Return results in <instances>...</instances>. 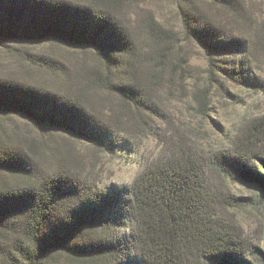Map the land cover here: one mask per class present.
<instances>
[{"label": "trees", "instance_id": "16d2710c", "mask_svg": "<svg viewBox=\"0 0 264 264\" xmlns=\"http://www.w3.org/2000/svg\"><path fill=\"white\" fill-rule=\"evenodd\" d=\"M124 1L0 0L1 41L59 39L92 58L71 67L49 52L20 51L50 78L0 75V111L104 152L123 143L131 148L120 134L158 146L127 189L103 188L63 169L69 153L60 157L41 137L46 159L56 162L45 167L31 141L7 125L0 131V175L16 180L0 184V264H254L240 228L224 219L239 203L223 182L264 193V112L245 118L228 145L208 154L194 129L174 126L159 94L164 87L177 93L195 105V116L210 111L221 79L264 96L247 62L256 44L264 50L257 1L175 0L181 35L206 59L204 82L190 89L195 67L181 52L179 34L153 14L144 29L132 30L120 16Z\"/></svg>", "mask_w": 264, "mask_h": 264}, {"label": "rangeland", "instance_id": "374dc122", "mask_svg": "<svg viewBox=\"0 0 264 264\" xmlns=\"http://www.w3.org/2000/svg\"><path fill=\"white\" fill-rule=\"evenodd\" d=\"M256 1L257 29L264 37V0ZM174 5L175 0H125L120 16L136 32L144 29L148 14H153L154 18L167 29L177 32L179 35L176 40L181 47V52L195 67L188 89L193 87L192 84L199 87L206 78L207 65L204 51L181 35ZM22 50H28L31 54L38 56L49 52L58 61L67 60L71 63V67L80 61L92 63V58L85 55L77 45L59 39L24 45L0 40V75H12L29 82H42L50 78L49 74L24 60L19 53ZM247 62L251 75L256 77L264 89V50L258 48L256 44L255 49L249 52ZM166 77L167 75L164 76ZM220 82L222 90L213 91L212 105L205 116H195V105L180 102L177 99V93H169L166 87L162 88L159 94V99L164 102L168 115L174 121V126L180 125L194 129L196 138L202 145L201 149L208 154L228 145V140L236 135V130L245 118L255 117L264 112V96L260 92L262 89L239 86L222 79ZM146 84L148 85L149 81ZM9 124L18 128L20 137L31 141L35 155L41 159L42 165L51 168L52 165H56L55 161L46 159L44 146L36 140L44 137L50 139L55 150L60 152V157L69 153L70 158L63 162V169L80 174L88 182L103 188L127 189L134 181L142 164L149 157L157 154L158 146L152 139L120 134L119 139L130 140L131 148L123 143L116 150L104 152L90 143L69 138L55 128L38 126L11 110L0 111V131L7 129ZM15 180L16 178L11 175H0V184L13 183ZM223 184L224 190L237 198L239 203V206L228 207L224 219L240 228L245 255L254 264H264V193L245 187L231 179L224 180ZM129 227V223L122 225L120 233H127Z\"/></svg>", "mask_w": 264, "mask_h": 264}]
</instances>
